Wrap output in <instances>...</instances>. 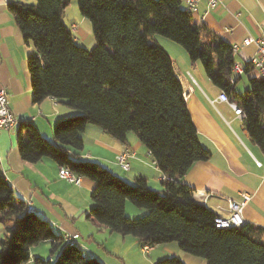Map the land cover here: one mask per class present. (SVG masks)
I'll return each mask as SVG.
<instances>
[{
    "label": "trees",
    "instance_id": "trees-1",
    "mask_svg": "<svg viewBox=\"0 0 264 264\" xmlns=\"http://www.w3.org/2000/svg\"><path fill=\"white\" fill-rule=\"evenodd\" d=\"M72 1L9 4L25 40L35 48L29 57L34 102L54 98L76 111L54 125L53 140L33 124L22 126L17 135L21 158L33 164L48 158L91 180L89 217L113 233L135 237L142 249L175 243L207 264H264V227L249 222L219 227V215L181 181L211 153L200 141L173 59L157 37L181 45L191 62L202 64L211 82L242 108L250 139L263 151L264 79H251L245 94L237 92L241 76L232 82V45L216 35L204 39L206 30L181 0H76L93 26L96 45L91 50L64 22ZM89 127L124 143L136 134L166 177L163 189L151 187L144 176L128 181L98 161L81 158ZM128 201L147 212L129 217ZM0 224V264L32 259L33 264H103L85 254L79 238L75 244L17 198L1 168ZM42 243H50L47 259L31 255ZM154 264L186 263L170 256Z\"/></svg>",
    "mask_w": 264,
    "mask_h": 264
},
{
    "label": "crops",
    "instance_id": "crops-1",
    "mask_svg": "<svg viewBox=\"0 0 264 264\" xmlns=\"http://www.w3.org/2000/svg\"><path fill=\"white\" fill-rule=\"evenodd\" d=\"M34 1L0 0V89L8 92L10 107L17 118L11 129L0 134V168L17 198L25 200L33 211L47 218L59 232L78 234L79 241H88L92 256L106 264L91 246L94 243L100 245L101 238L107 236L110 230L97 225L88 215L93 206L91 193L94 183L86 178L81 179L79 185L71 183L60 177V167L55 161L45 158L35 164L29 163L21 158L17 147V135L22 126L33 124L44 137L53 140L54 125L76 114L54 98H47L41 103L33 100L29 57L35 53V48L25 40L9 11V4H31ZM194 21L207 31H203L204 39L211 34L231 45H242L246 38H257L262 34L264 0H223L215 9L208 8L207 0H200ZM74 35L78 43L93 44L91 34L78 25ZM160 38L157 37V41L176 57L172 56V59L189 111L200 141L211 153L208 160L195 163L181 181L193 189L197 201L221 217L230 215L232 200L241 201L243 194L250 195L243 217L246 222L264 227V151L251 141L245 120L236 115L228 103L219 100L222 90L207 75H203L199 62H191L187 52L175 45L177 43ZM256 51V46L252 44L241 47L235 55L236 63L246 69L236 84L240 94H245L250 88L251 79H261L259 73L249 67V60ZM83 139L85 146L81 158L98 161L128 181L144 176L151 187L163 189V173L136 134H129L124 143L99 128L89 127ZM125 148L131 149L132 153L129 171H124L116 161L117 155ZM138 212L143 211H135L132 205L126 204L128 216ZM100 233L101 238L98 236ZM135 240L131 241L133 247L138 242ZM137 244L140 247L139 242ZM164 246L156 247V259L178 256L186 264H207L203 259L184 253L175 243ZM108 260L106 257L105 261Z\"/></svg>",
    "mask_w": 264,
    "mask_h": 264
},
{
    "label": "built area",
    "instance_id": "built-area-1",
    "mask_svg": "<svg viewBox=\"0 0 264 264\" xmlns=\"http://www.w3.org/2000/svg\"><path fill=\"white\" fill-rule=\"evenodd\" d=\"M185 6V8L191 12L193 15L198 11L200 0H181ZM208 8L215 9L223 3V0H207ZM77 25L72 24V31L76 32ZM254 44L257 48L256 54L250 58L249 67L255 69L261 78L264 79V28L262 30V34L259 37H248L246 38L242 45L233 44V53L234 56L239 52L241 47H248ZM244 67L240 64L235 63L233 67V75L232 82H235V77L241 76L244 71ZM219 100L226 102L229 106L234 110L235 114L239 117H244V112L242 108H240L237 103L233 102L227 93L222 92L219 96ZM17 122V118L15 117L10 104H9V94L8 92L1 88L0 89V134L4 130L11 129ZM132 156L131 149L125 148L121 151L117 157V163L122 167L124 171L130 170L129 158ZM258 165H261L260 162H257ZM60 177L66 179L67 181L79 185L81 183V178L73 175L67 168L60 169ZM166 177L163 176L162 180H165ZM251 199V196L248 194L242 195L241 201L232 200L229 204L230 215L228 217H217L216 223L219 227H231V226H241L246 223L243 217V211L245 205ZM67 237L72 240L75 244L78 243L79 236L76 235H67ZM150 248H146L145 251H148Z\"/></svg>",
    "mask_w": 264,
    "mask_h": 264
},
{
    "label": "rangeland",
    "instance_id": "rangeland-1",
    "mask_svg": "<svg viewBox=\"0 0 264 264\" xmlns=\"http://www.w3.org/2000/svg\"><path fill=\"white\" fill-rule=\"evenodd\" d=\"M34 3H36V0L34 1ZM79 19H83V20L80 21ZM64 22L68 26L69 29H72L71 24L73 23V24H77L80 28H82L84 30V32H86V33L89 32L91 34V37L93 38V44L88 45L87 42L84 43L83 41H80L81 43H79V44L87 47L90 50L94 48V46L96 45V42H95V37H94V33H93L92 23L88 18H85L84 16H82L76 0L72 1L66 7L65 12H64ZM160 39L166 40V38H162V37ZM175 45H177L180 49H183L182 51H184L186 53V51L184 50V48L181 45H179V44H175ZM172 56L174 58H176L175 55H171V57ZM198 67L201 69L203 75H206V73L203 69V66L200 62L198 64ZM127 203L132 205V207L135 211H138V210L143 211L142 213L138 212V213L132 215L131 218H133V219H138L139 217L144 215L145 212H147V211H144V209L137 208L130 201H128ZM98 229H99V227H98ZM104 229H102L101 231L103 232ZM98 236L101 238L102 233L98 234ZM3 237H4V227H3V224H0V240ZM125 237H127V236H122L121 234L113 233V232H110V230H108L107 236H104L101 238V241L99 243L100 245H98L97 243H94V245L91 244V246H92V249H94L93 251L96 252L98 254V256H100L103 259V261L106 262V264H154V262L158 260V259H156V258H158V253H154V251L156 250V247L153 249L151 248L148 251H145V249H142L141 247L138 246V244H137L138 242L135 244L134 247L132 246L131 241H136L135 237H133V236H128L127 238H125ZM116 239H118V240H116ZM125 239H127V240H125ZM80 241L82 244V248L85 249L84 250L85 254L87 256L92 255L90 252H88L89 251L88 245H90L88 243V241H83V239ZM158 246L159 247H165L164 244L158 245ZM50 248H51L50 243L49 244L48 243H45V244L42 243L39 246H35L32 249L31 255L32 256H41V257L47 259L50 257ZM162 249L163 248H161L160 250L162 251ZM106 257L109 258L108 261H105ZM27 264H33V259L30 262H28Z\"/></svg>",
    "mask_w": 264,
    "mask_h": 264
}]
</instances>
